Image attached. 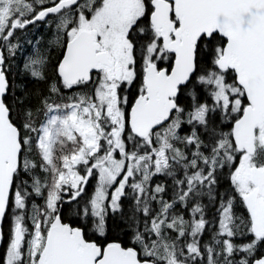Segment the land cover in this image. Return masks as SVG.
<instances>
[{"label": "snow or ice", "instance_id": "6c2138e0", "mask_svg": "<svg viewBox=\"0 0 264 264\" xmlns=\"http://www.w3.org/2000/svg\"><path fill=\"white\" fill-rule=\"evenodd\" d=\"M0 264H264V0H0Z\"/></svg>", "mask_w": 264, "mask_h": 264}]
</instances>
